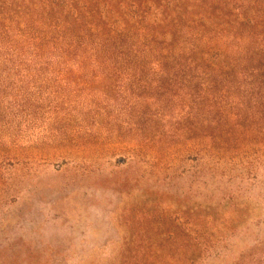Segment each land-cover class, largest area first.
<instances>
[{"label": "rangeland", "instance_id": "obj_1", "mask_svg": "<svg viewBox=\"0 0 264 264\" xmlns=\"http://www.w3.org/2000/svg\"><path fill=\"white\" fill-rule=\"evenodd\" d=\"M183 34L196 52L163 67L143 39L0 37V264H264V157L209 170L189 151L264 143V52ZM210 41L234 74L192 70ZM139 145L163 169L127 153Z\"/></svg>", "mask_w": 264, "mask_h": 264}, {"label": "trees", "instance_id": "obj_2", "mask_svg": "<svg viewBox=\"0 0 264 264\" xmlns=\"http://www.w3.org/2000/svg\"><path fill=\"white\" fill-rule=\"evenodd\" d=\"M196 29L206 35L219 32L237 40L244 39V42L238 40L243 45L239 52L243 54L241 59L247 57L248 62L252 53L260 58L264 48L253 50L252 44L261 35L264 39V0H0V37L34 34L36 40L33 41L44 42L47 35L56 34L63 40L88 38L100 44L112 43L116 46L114 49L122 51L143 39L152 49V55L162 56L158 62L161 67L171 57L168 51L188 44L183 31ZM212 43H206L198 52V64L192 70L208 71L211 77L234 74L240 58L233 56L227 46ZM183 52L190 56L196 48L188 44ZM230 147L224 142L214 146L194 141L193 150L191 147L189 151H196V156L202 155L199 159L209 170H217L218 165L226 161L235 163L238 155L264 157V143L249 144L247 141L245 145ZM127 153L152 168L163 169V164L156 161L165 160V157L148 146L139 145ZM196 156L189 154L184 159L195 160ZM241 163L247 170L250 163L244 159ZM195 259L191 257L187 264H196Z\"/></svg>", "mask_w": 264, "mask_h": 264}]
</instances>
